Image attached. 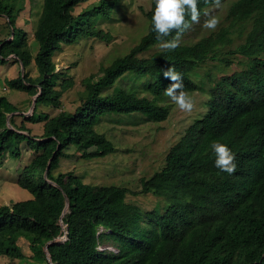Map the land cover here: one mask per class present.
<instances>
[{"label": "trees", "instance_id": "obj_1", "mask_svg": "<svg viewBox=\"0 0 264 264\" xmlns=\"http://www.w3.org/2000/svg\"><path fill=\"white\" fill-rule=\"evenodd\" d=\"M85 1L42 0L29 35L17 25L24 1L0 0V66L17 63L9 87L38 94L28 116L0 95V159H19L23 143L32 153L16 180L31 198L0 205V256L11 264H264V0H222L229 5L214 31L144 56L160 45L151 31L153 0L145 12L147 33L103 68L98 81L83 80L81 103L70 112L62 109L61 98L73 82L62 80L54 55L61 44L111 40L95 21L107 18L120 0H99L74 15ZM208 9L201 0V17ZM234 37L243 42L230 49ZM233 57L243 61H237L243 69H236ZM208 61L227 72L209 88L207 111L170 147L163 167L139 180L140 194L161 198L151 210L127 201L124 187L85 184L71 171L54 173L70 145L84 160L114 152V144L95 129L101 117L140 114L165 121L164 90L172 81L163 72L174 67L191 93L200 89L194 71ZM31 104L32 99L27 111ZM42 107L56 113L49 116ZM41 122L42 134L33 135L26 123ZM212 141L235 153L233 174L215 167ZM65 197L69 207L61 225ZM63 235L67 240L48 246V261L45 245ZM20 240L28 243L30 256L22 254ZM108 243L117 252L99 249Z\"/></svg>", "mask_w": 264, "mask_h": 264}, {"label": "rangeland", "instance_id": "obj_2", "mask_svg": "<svg viewBox=\"0 0 264 264\" xmlns=\"http://www.w3.org/2000/svg\"><path fill=\"white\" fill-rule=\"evenodd\" d=\"M23 1L25 9L19 15L17 25L31 35L32 26L35 22L33 12L39 8L42 0ZM98 1L87 0L80 3L75 8L74 15L80 14ZM152 1L120 0L118 5L113 6L107 18L95 21L96 26L110 35L111 40L109 41L88 38L81 39L74 44L60 45L61 49L54 55V62L57 70L65 74L62 80L71 79L73 82V85L62 95V109L73 112L81 103L80 94L84 90L83 80L90 77L93 82L98 81L103 75V68L110 65L116 58L126 55L147 33L148 20L145 12L149 10ZM228 5L229 3H225L221 9L215 10V14L220 18V24L223 22L222 19ZM204 19L203 15L200 23L192 24L183 34L181 43L194 42L211 32L202 27ZM247 31H249V25L246 27ZM232 41L231 48L226 47V50L235 49L238 44L243 42L239 37H234ZM32 43V38H28V44L32 45ZM158 49L160 46L148 50L144 56H148ZM232 60L235 61L237 70L244 68L242 63H237V61L243 62L242 60L234 57ZM30 70L32 76H35V69L31 67ZM18 72L17 63L10 62L0 66V95L5 96L15 104L20 112L27 114L29 111V109L27 111V106L32 97L8 85V80L17 77ZM225 72H227L225 67H215L212 61L206 62L194 71L192 77L200 89L191 93L188 92L195 101V107L191 112L179 110L166 97L164 101L168 105L169 115L163 122H151L140 114L101 117L95 129L104 133L114 144V152L103 158L84 160L80 157V153L75 152V147L70 145L64 149V156L60 158L54 173L57 175L60 172L71 171L80 177L85 184L124 187L129 191L127 201L136 203L145 210H151L161 201V198L152 194H140L139 180L151 177L154 172L163 167L166 153L170 147L179 140L186 127L195 118L202 116L207 111L209 88L218 81L220 74ZM41 109L46 110L49 116L56 113L49 108L42 107ZM26 124L33 135L42 134L43 122ZM14 145L11 144L9 147L13 149ZM20 147L22 154L19 159L12 158L9 154H5L0 159V205H8L15 201L31 198V194L16 183L20 170L32 157V153L27 149L25 143L21 144ZM64 240L58 241L64 242ZM18 244L23 255H31L26 241L20 240ZM99 249L117 252L109 243L102 245ZM0 264H11V262L6 257L0 256Z\"/></svg>", "mask_w": 264, "mask_h": 264}, {"label": "clouds", "instance_id": "obj_3", "mask_svg": "<svg viewBox=\"0 0 264 264\" xmlns=\"http://www.w3.org/2000/svg\"><path fill=\"white\" fill-rule=\"evenodd\" d=\"M209 7L203 15L202 27L214 31L220 24V18L215 10L223 7L222 0H203ZM201 0H154V10L151 16V31L156 34L162 51L175 50L181 43L183 34L192 24L201 22ZM174 33V35H173ZM164 77L172 83L164 90L167 96L183 112H191L195 101L185 90L183 77L174 67L163 72ZM210 148L215 156V167L229 175L236 171L235 153L224 143L212 141Z\"/></svg>", "mask_w": 264, "mask_h": 264}, {"label": "water", "instance_id": "obj_4", "mask_svg": "<svg viewBox=\"0 0 264 264\" xmlns=\"http://www.w3.org/2000/svg\"><path fill=\"white\" fill-rule=\"evenodd\" d=\"M23 73H24V67H23V65L21 64V74H23ZM37 96H38V94H36L35 96L32 97V104H31V107H30L29 111L27 112V114H26V113L24 114L25 116L30 115L31 112L34 110V107H35V104H36V98H37ZM58 149H59V145L57 146V149H56V150H58ZM53 156H54V154H53ZM53 156H52V157H53ZM52 157H51V159H52ZM51 159H50L49 162H48V165H47V169H46L45 175H46V173H47V171H48V169H49ZM68 207H69V200H68V198L65 197V207H64L63 212H62V215H61V217H60V223H61V225L63 224V223H62V217L68 212ZM65 234H67V228H65ZM63 236H64V235H63ZM61 239H65V240H67V236H66V235H65V237L59 236V237L53 239L52 241L48 242V243L45 245L44 251H45L46 258H47L48 261H51L50 253H49V251H48V246H49L50 244H54V243H56V242H60V241H58V240H61ZM65 240H64V241H65Z\"/></svg>", "mask_w": 264, "mask_h": 264}]
</instances>
